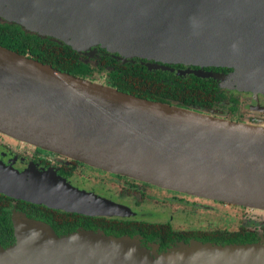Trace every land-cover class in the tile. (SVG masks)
Masks as SVG:
<instances>
[{
	"label": "water",
	"instance_id": "water-1",
	"mask_svg": "<svg viewBox=\"0 0 264 264\" xmlns=\"http://www.w3.org/2000/svg\"><path fill=\"white\" fill-rule=\"evenodd\" d=\"M0 21L78 51L100 44L125 57L231 67L195 71L229 88L249 70L264 87V0H0ZM0 132L97 168L264 210V126L141 97L3 45ZM62 184L0 161L1 193L73 210L87 203ZM12 222L15 241L0 243V264H264V238L193 239L156 252L103 230L59 235L23 211L14 210Z\"/></svg>",
	"mask_w": 264,
	"mask_h": 264
},
{
	"label": "flooded vegetation",
	"instance_id": "flooded-vegetation-1",
	"mask_svg": "<svg viewBox=\"0 0 264 264\" xmlns=\"http://www.w3.org/2000/svg\"><path fill=\"white\" fill-rule=\"evenodd\" d=\"M79 53L80 57L94 68L91 73L83 78L91 81L99 80L98 82L110 86H112V78L109 74V65L107 67L100 66L103 56H112L121 63L129 61H139L143 64L151 63L153 64L152 69L170 70L183 75L196 74L195 71L199 70L203 74L210 72L230 73L233 70L231 67L215 65L165 63L139 56L123 57L118 52L113 53L100 46L87 52L79 51ZM101 76L104 79L100 78ZM215 80L222 92L221 99L211 108L201 109L197 106H192V108L233 120L264 126L263 93L243 92L248 95L245 97L249 98V101L234 94L233 91L237 92L238 89H226L220 80L216 78ZM171 103L179 105L176 102ZM0 159L22 172L33 169L43 172L49 171L62 182L69 181L78 186L82 189L80 190L81 197L87 195L84 199L88 200L87 203L85 201L80 203V210H73L52 207L7 195L6 200H11L12 204L10 207L11 221L14 210L23 211L29 217L51 224L59 235L69 234L79 229L103 230L109 235L137 237L142 245L156 252H162L179 241L190 242L193 239L228 244L217 239L222 235L226 238L240 235L245 238H252L251 242L260 241L264 238V220L260 221L257 227L251 228L242 225L238 229L231 230L228 228L206 227L209 223L195 225L200 221H194L192 217L187 219L186 216L188 215L186 214L187 209L213 208L218 204L236 205L244 209L255 208L196 196L97 168L65 154L19 140L2 132H0ZM76 178H88L94 184L91 188L81 187L75 183L74 179ZM20 200L27 203L26 208L28 211L21 210ZM30 203L51 208L53 215L47 219L34 215L30 211ZM178 211L185 214L186 219H180V222H184L183 226L175 222L179 217H177ZM192 222L195 224H192ZM12 232L15 237L13 222Z\"/></svg>",
	"mask_w": 264,
	"mask_h": 264
},
{
	"label": "trees",
	"instance_id": "trees-1",
	"mask_svg": "<svg viewBox=\"0 0 264 264\" xmlns=\"http://www.w3.org/2000/svg\"><path fill=\"white\" fill-rule=\"evenodd\" d=\"M0 45L78 76L86 77L94 70L72 46L51 37H42L26 31L21 24L0 21ZM107 65L113 87L152 100L206 109L215 106L222 96L218 82L213 77L177 74L170 70L152 69L147 63L139 61L121 63L112 56H103L100 66ZM7 197L0 192V243L3 246L15 241L10 216L12 204L11 200H6ZM20 201L21 210L28 211L27 203ZM30 204V211L38 217L47 219L53 215V210L49 207ZM217 239L224 243L252 241V238L240 235L227 238L222 235Z\"/></svg>",
	"mask_w": 264,
	"mask_h": 264
},
{
	"label": "rangeland",
	"instance_id": "rangeland-1",
	"mask_svg": "<svg viewBox=\"0 0 264 264\" xmlns=\"http://www.w3.org/2000/svg\"><path fill=\"white\" fill-rule=\"evenodd\" d=\"M82 46H87V45H82ZM97 46L102 47L100 44L99 45H93V46L86 48V49H83L81 51L87 52L93 48H96ZM123 57H125V56H123ZM247 72H248L247 77L240 78L238 80V82L236 83L237 84L236 86H238V88H229V87H225V86H224V88H226V89H238L239 91H237V92L233 91V92H235L234 94L238 97L242 96L246 100L248 99L250 101L249 98L245 97L248 95L246 93H243V92L249 91V92H253L255 94L261 92L264 94V87H261V85H257L259 82L262 81V80H260V77L249 73V70ZM100 78L104 79L103 76H101ZM98 81L99 80H97V82ZM0 161L5 163L6 165H11V164H8L1 159H0ZM17 170L20 171L19 169H17ZM20 172H22V171H20ZM48 173H49V171H48ZM49 174L56 178L55 175H53L51 173H49ZM74 181L77 185H80L81 187L84 186L87 188H91L92 184H94L88 178H76V179H74ZM95 184H99V183H95ZM60 186H61V188H66V187L70 188L69 190L74 195H76L77 193H80L81 192L80 190H82L78 186H75L72 183H70L69 181H66V182L63 181V184ZM74 205H77V204H74ZM215 206L216 207H213V208L200 207L197 209H187L186 210V214H188V215H186L187 219L192 217V218H194V221H196V220L200 221L197 224L192 222V224H195V225H206L209 223L208 225H206V227L211 226V227H216V228H228L231 230L238 229L242 225H247L248 227H251V228L257 227V225L260 224V221L264 220V210H262V209H257V208H255V209H250V208L244 209V208L236 206V205H224V204H222V205L218 204ZM77 209H79V210L81 209L79 205H77ZM189 214H191V215L189 216ZM177 217H178V219H176L175 222L177 224L183 226L184 222H180V219H186L185 214L178 211ZM149 250H151V249H149Z\"/></svg>",
	"mask_w": 264,
	"mask_h": 264
}]
</instances>
